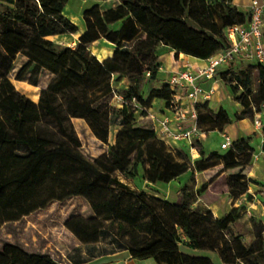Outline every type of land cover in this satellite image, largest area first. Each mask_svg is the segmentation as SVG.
<instances>
[{
	"label": "trees",
	"instance_id": "trees-1",
	"mask_svg": "<svg viewBox=\"0 0 264 264\" xmlns=\"http://www.w3.org/2000/svg\"><path fill=\"white\" fill-rule=\"evenodd\" d=\"M69 1L0 0V62L5 67L0 77V157L16 153L32 158L18 176L3 180L0 172V194L54 178L59 201L83 197L90 203L91 217L73 216L66 224L84 244L98 243L108 231L107 222H113L116 241L129 237L121 246L134 258H153L158 264H216L207 254L182 250L185 246L216 252L223 264H264V223L251 218L256 239L250 246L233 231L245 203L254 198L244 173L255 154L253 136L235 140L224 150H208L199 139L200 156L192 158L186 147L169 145L148 120L155 100L171 106L175 95L159 75V49L170 48L176 58L184 53L208 59L231 47L230 28L248 24L250 10L248 14L233 0H116L106 7L101 4L106 0H94L97 3L83 12L82 29L64 14ZM68 34L78 36L74 47L62 48L50 39ZM99 41L111 45V57L101 60L93 53ZM18 57L16 80L38 86L44 73L53 76L38 101L19 91L9 77ZM215 78L244 110L231 117L222 105L215 109L208 101L197 104V124L204 132L223 131L232 120L262 111L264 64L237 58L219 67ZM124 79L128 83L118 87ZM116 98L120 103L114 104ZM74 117L87 121L95 136L108 144L107 153L90 159L81 151ZM217 165L229 172V196L247 200L221 217L199 199L214 179L199 187L196 181V173ZM187 172L191 175L178 188L176 200L123 180L142 178L154 185ZM0 264L61 263L49 253L5 242Z\"/></svg>",
	"mask_w": 264,
	"mask_h": 264
},
{
	"label": "rangeland",
	"instance_id": "rangeland-1",
	"mask_svg": "<svg viewBox=\"0 0 264 264\" xmlns=\"http://www.w3.org/2000/svg\"><path fill=\"white\" fill-rule=\"evenodd\" d=\"M116 0L101 1L103 7L112 5ZM97 1L94 0H70L64 10V14L73 22L78 24L82 29L85 27L83 21V12L86 8L90 7ZM19 38L18 34H14ZM23 40H26L21 36ZM50 39L55 40L56 43L62 47H74L78 36L77 35H60L53 36ZM111 45L104 41H99L92 48L93 53L101 60L108 58L112 53L110 51ZM4 50L0 46V59ZM180 58V56H179ZM172 54V50L168 47H161L159 49V61L166 66H177ZM21 59L18 57L12 61L11 71L9 77L14 82L16 88L25 93L30 98L38 101L39 93L42 88L46 87L51 81L53 76L50 73H44L40 84L38 86L31 85L27 80L18 81L15 78L16 67L19 66ZM185 58H182L181 67H177V71H181L186 66ZM5 67L0 62V77ZM253 87H256L257 78L256 72L253 71ZM127 80H122L119 86L127 84ZM119 97V96H118ZM120 103V99L116 98L114 104ZM219 104L215 105V109ZM139 119L141 112L135 113ZM148 120H151L154 128V121L148 111ZM73 123L77 130L78 135L82 140L81 151L90 159H95L102 154L109 151L108 144L100 141L87 121L83 118L74 117ZM190 126V123H185L183 128ZM199 126V125H198ZM201 132H204L199 127ZM210 137L211 142H215L214 146L218 150H224L222 143L225 141L219 133L204 132ZM200 133L196 135L191 145L196 148L197 141L200 139ZM192 156L190 146L186 147ZM208 150L209 148L206 147ZM197 149V148H196ZM200 156L197 155V157ZM196 157V158H197ZM32 158L23 159L19 158L16 153H10L0 157V172L3 180L13 178L23 173L31 164ZM123 180L132 186H141L150 193H156L155 190L160 192V196L176 200L178 188L186 183V181L178 179V181H171L170 183L158 182L157 184H149L142 178L135 180L123 178ZM154 188V189H151ZM255 200L246 202L243 217L240 218L234 225L233 231L240 233L244 236L245 243L250 246L256 239L254 226L251 218L261 220L264 223V189H259L256 192ZM93 215L90 203L83 197H71L65 201L58 200V181L54 178H45L40 181L34 182L29 185L18 187L13 191L0 194V246L5 242L22 245L30 252H45L52 255L53 258L63 263L68 260H77L83 254L92 255L109 251L114 248H124L121 244L128 242L129 237H121L120 244L116 241L114 233L117 224L107 222L108 231L104 233L98 244L87 245L82 243L66 226L68 220L73 216H83L89 218ZM182 250L193 254H207L216 264H223L220 256L216 252L207 251H193L189 248L182 246Z\"/></svg>",
	"mask_w": 264,
	"mask_h": 264
},
{
	"label": "crops",
	"instance_id": "crops-1",
	"mask_svg": "<svg viewBox=\"0 0 264 264\" xmlns=\"http://www.w3.org/2000/svg\"><path fill=\"white\" fill-rule=\"evenodd\" d=\"M233 3L243 8L249 14L251 0H233ZM92 6V5H91ZM90 6V7H91ZM244 15V22H247L249 15ZM13 37L14 34H12ZM17 38V37H15ZM21 36L19 35V38ZM112 53V51H111ZM113 54V53H112ZM112 54L108 57H111ZM173 56L175 57L174 51H172ZM180 58L177 57L176 62L179 64L175 67L164 66L162 64L160 68L159 75L162 79L168 80L170 75L177 71V67H181L182 58H185L186 66L185 69H193L197 66H204L207 62V59H199L190 55H186L181 53ZM176 58V57H175ZM180 71V70H179ZM198 83H200L206 90L213 89V95L207 101L211 104H219L224 106L231 117L235 113H241L244 110V107L236 102L233 98L232 93L226 87V85L220 81L219 79H206L204 77H200L198 79ZM186 93V90L183 94ZM34 100V99H33ZM184 106L188 108L192 107L190 102L184 97L182 100ZM200 102L198 104H201ZM150 116L152 117L155 125V129L160 137V125L161 121L165 118H169L170 125L173 128H178L179 125L183 127L185 123H190V126L186 129L192 127L197 120L191 119L188 117L185 120L178 121L175 117L174 112L171 110L170 106L162 100H155L153 106L149 109ZM259 120L260 124H256L255 120ZM213 133H219L223 138L229 137L233 142L243 137L253 136V146L255 147V154L252 163L244 169V173L247 175L249 179V193L256 196V192L259 189H264V105L262 106V111L255 112L253 116L244 117L239 120H232L229 124L225 126L223 131L215 130ZM200 138L209 150L217 149L215 148V142H211L210 137L207 136L206 133L200 131ZM172 147L175 146H190L191 152L193 156L196 158L199 155L198 150L191 145V143L187 140H180L177 142H168ZM223 165L213 166L203 172L196 173V181L197 187L202 185L204 182L214 179L213 183H211L208 189L199 197V199L206 204L214 213L216 217H221L227 212L231 210L233 206H239L243 202H246V197H242L240 199L234 200L229 196V186H228V171H223ZM191 172L184 173L179 178L174 181L185 180L187 181L190 177ZM253 198L252 201H254ZM252 201H247L252 202ZM99 243V242H98ZM98 243H95L98 244ZM91 245V244H90ZM61 264H158L156 260L153 258L139 259L131 256L130 250L125 248H114L109 251H103L101 253H95L92 255L83 254V256L77 260H68Z\"/></svg>",
	"mask_w": 264,
	"mask_h": 264
},
{
	"label": "built area",
	"instance_id": "built-area-1",
	"mask_svg": "<svg viewBox=\"0 0 264 264\" xmlns=\"http://www.w3.org/2000/svg\"><path fill=\"white\" fill-rule=\"evenodd\" d=\"M229 37L232 41L231 47L208 58L204 66L175 71L170 75L168 81L175 91L170 108L178 121L185 120L188 117L197 120L196 105L212 97L214 90H206L198 83L200 77L208 80L216 79V70L219 67L227 66L237 58L264 64V0H251L248 24L236 25L230 28ZM185 90L186 93L183 94ZM184 97L192 107L188 108L183 105L182 100ZM255 123L260 124V121L256 119ZM199 133L200 129L197 123L188 129L183 128L181 125L175 129L170 125L168 117L161 121L160 134L168 142L187 140L191 143ZM231 144L230 138L225 137L222 147L226 149Z\"/></svg>",
	"mask_w": 264,
	"mask_h": 264
}]
</instances>
